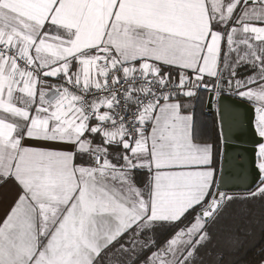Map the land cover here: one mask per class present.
Segmentation results:
<instances>
[{
  "label": "snow or ice",
  "instance_id": "snow-or-ice-1",
  "mask_svg": "<svg viewBox=\"0 0 264 264\" xmlns=\"http://www.w3.org/2000/svg\"><path fill=\"white\" fill-rule=\"evenodd\" d=\"M0 208V264H237L264 0H0Z\"/></svg>",
  "mask_w": 264,
  "mask_h": 264
},
{
  "label": "trees",
  "instance_id": "trees-1",
  "mask_svg": "<svg viewBox=\"0 0 264 264\" xmlns=\"http://www.w3.org/2000/svg\"><path fill=\"white\" fill-rule=\"evenodd\" d=\"M258 236V240L253 247L248 248L247 251L241 250V253L237 256V264H256L259 259L258 249L264 247V234L257 232L254 237L249 238L248 246L252 245L255 237Z\"/></svg>",
  "mask_w": 264,
  "mask_h": 264
},
{
  "label": "water",
  "instance_id": "water-1",
  "mask_svg": "<svg viewBox=\"0 0 264 264\" xmlns=\"http://www.w3.org/2000/svg\"><path fill=\"white\" fill-rule=\"evenodd\" d=\"M240 111H241V113L243 114L244 109H241ZM240 137H241L240 147H241V148H247V149H248V152L244 153L243 155H244V157H245L246 159H249V160H250V159H251V156H250V145H247L246 143H244V141H246L248 137H247V135H245V134H243V133L240 134ZM234 147H235V146H234ZM234 154H235V153H234ZM237 162H238V163H243L244 160H243V159H240V158L238 157Z\"/></svg>",
  "mask_w": 264,
  "mask_h": 264
},
{
  "label": "rangeland",
  "instance_id": "rangeland-1",
  "mask_svg": "<svg viewBox=\"0 0 264 264\" xmlns=\"http://www.w3.org/2000/svg\"><path fill=\"white\" fill-rule=\"evenodd\" d=\"M258 240V236L257 237H255V239H254V241H253V243H252V245H250V246H248V244L246 245V248L245 249H242V250H244V251H247L248 250V248H251V247H253V245L256 243V241ZM255 242V243H254ZM241 253V252H240ZM240 253H238L237 254V256L240 254ZM237 256H236V259H237Z\"/></svg>",
  "mask_w": 264,
  "mask_h": 264
},
{
  "label": "crops",
  "instance_id": "crops-1",
  "mask_svg": "<svg viewBox=\"0 0 264 264\" xmlns=\"http://www.w3.org/2000/svg\"><path fill=\"white\" fill-rule=\"evenodd\" d=\"M9 198H11V192H10V190H9ZM3 214V208H0V215H2Z\"/></svg>",
  "mask_w": 264,
  "mask_h": 264
}]
</instances>
